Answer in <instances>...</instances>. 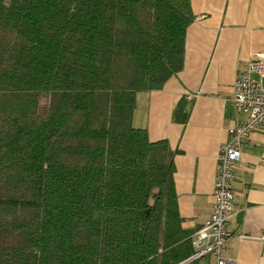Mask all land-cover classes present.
<instances>
[{
	"label": "trees",
	"instance_id": "obj_1",
	"mask_svg": "<svg viewBox=\"0 0 264 264\" xmlns=\"http://www.w3.org/2000/svg\"><path fill=\"white\" fill-rule=\"evenodd\" d=\"M193 19L190 0H0V264H198L175 152L132 123Z\"/></svg>",
	"mask_w": 264,
	"mask_h": 264
},
{
	"label": "crops",
	"instance_id": "obj_2",
	"mask_svg": "<svg viewBox=\"0 0 264 264\" xmlns=\"http://www.w3.org/2000/svg\"><path fill=\"white\" fill-rule=\"evenodd\" d=\"M190 8L182 68L160 89L136 94L132 123L175 152L178 212L182 227L194 233L212 209L218 149L245 120L230 97L236 72L264 53V0H190ZM180 102L185 123L173 117ZM233 188L225 255L234 264H264V131L251 132L241 145Z\"/></svg>",
	"mask_w": 264,
	"mask_h": 264
},
{
	"label": "built area",
	"instance_id": "obj_3",
	"mask_svg": "<svg viewBox=\"0 0 264 264\" xmlns=\"http://www.w3.org/2000/svg\"><path fill=\"white\" fill-rule=\"evenodd\" d=\"M230 102L245 120L232 129L230 139L218 149L213 183V204L205 223L191 235L192 258L212 257L215 264H234L225 255L230 239L228 223L234 215L235 168L241 145L253 131H264V53H256L236 72Z\"/></svg>",
	"mask_w": 264,
	"mask_h": 264
},
{
	"label": "rangeland",
	"instance_id": "obj_4",
	"mask_svg": "<svg viewBox=\"0 0 264 264\" xmlns=\"http://www.w3.org/2000/svg\"><path fill=\"white\" fill-rule=\"evenodd\" d=\"M198 264H207V259L203 258H199L198 259Z\"/></svg>",
	"mask_w": 264,
	"mask_h": 264
}]
</instances>
